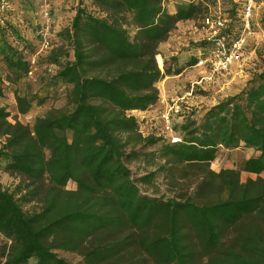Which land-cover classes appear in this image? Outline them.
Here are the masks:
<instances>
[{
	"label": "trees",
	"instance_id": "trees-1",
	"mask_svg": "<svg viewBox=\"0 0 264 264\" xmlns=\"http://www.w3.org/2000/svg\"><path fill=\"white\" fill-rule=\"evenodd\" d=\"M84 2L46 58L58 67L56 78L65 85L71 110L52 111L29 126L10 122L0 105V138L5 137L0 161L4 171L21 178L14 189L0 183V233L10 242L0 264H74L61 251L78 253L82 264H97L118 234L160 200L141 194L128 166L139 146L158 141L170 143L177 161L202 169L193 195L164 201L174 225L168 259L189 264L178 244V224L209 264H264V73L257 84L212 107L200 124L184 119L176 127L180 141L144 136L130 112L156 104V83L166 74H180L166 67L162 73L158 48L198 7L190 3L170 13L164 0H92L105 13L99 16ZM228 17L224 34L235 39L242 21ZM129 22L136 27L134 37ZM2 50L17 79L32 74L17 45L6 42ZM17 103L23 114L33 106L26 95L17 96ZM219 146L258 149L243 168L257 179L242 182L238 170H212ZM70 181L76 189L66 188Z\"/></svg>",
	"mask_w": 264,
	"mask_h": 264
},
{
	"label": "rangeland",
	"instance_id": "rangeland-1",
	"mask_svg": "<svg viewBox=\"0 0 264 264\" xmlns=\"http://www.w3.org/2000/svg\"><path fill=\"white\" fill-rule=\"evenodd\" d=\"M80 0H12V10L5 15L0 13V87L4 94L0 95V105L7 108L12 123L20 121L33 126L36 118L46 116L52 111H70L72 106L67 102L65 85L57 78L58 67L46 60L50 52L59 45L58 33L71 24ZM87 9L92 13L104 16L105 13L92 6V0H84ZM256 7L246 45L226 73L212 72L209 67H191L197 53V46L209 39L210 26L205 21L214 11L231 13L236 24L238 11L242 9L244 0H164L170 13L194 3L198 7L193 18L181 20L169 38L162 42L156 56L157 63L164 73L165 67L180 74H166L157 83L159 100L145 113L134 112L141 119V131L147 135L149 131H160V116L168 106L175 102L181 106L182 112L175 117L174 130L186 118L203 121L205 114L215 105L239 95L248 86L257 84L264 73V0H255ZM49 11L52 33V48L42 50L39 43V29L45 21V12ZM238 13V12H237ZM6 27V28H5ZM134 37L136 27L127 25ZM238 25L235 30L238 31ZM17 45L26 60L31 63L32 74L21 79L16 78L3 61L2 49L5 43ZM54 47V48H53ZM26 95L33 101L31 111H18L17 96ZM143 117L145 119H143ZM148 121V122H147ZM178 125V126H177ZM181 136V135H179ZM69 137L71 133L69 132ZM5 137L0 138V147ZM170 143L158 141L155 144L139 146L138 152L128 160L132 177L138 180L141 194L157 197L160 200L150 206L139 219L121 231L113 244L102 252L97 264H173L168 249V237L174 226L164 201L168 198L193 195L202 169L176 160ZM49 156V152H47ZM260 151L255 148L238 146L227 148L219 146L210 168L216 172L227 169L240 171L242 182L249 178L257 179L258 175L243 170L244 164ZM4 162L0 161V183L4 187L14 189L21 178L16 174L4 171ZM154 176L143 183L139 181L144 175ZM67 189L77 188L74 181L68 182ZM30 203H25L29 208ZM178 244L189 264H209L208 260L191 244L188 236L176 225ZM10 244L0 233V253ZM74 264H82L83 257L78 253L60 252ZM1 262V258H0ZM30 263H34L31 260Z\"/></svg>",
	"mask_w": 264,
	"mask_h": 264
},
{
	"label": "built area",
	"instance_id": "built-area-1",
	"mask_svg": "<svg viewBox=\"0 0 264 264\" xmlns=\"http://www.w3.org/2000/svg\"><path fill=\"white\" fill-rule=\"evenodd\" d=\"M255 0H244V4L238 17L242 21V28L237 31V38L233 39L228 34H224V31L228 27L230 19L228 14L222 13V11H214L211 15L205 18L206 23L210 26L209 39L205 47H198L195 55L196 62L191 67H209L212 72L226 73L230 70L232 62L238 57L239 51H241L246 45L247 37L250 34V29L253 21V13L256 7ZM12 10V0H0V13L5 15L7 12ZM49 11L45 12V21L41 25L40 34L42 36L41 49L47 50L51 47V25H50ZM178 103V102H177ZM176 102L171 106H168L164 113L160 116L161 118V130L160 131H149V134H156L162 136L172 142H178L181 140L178 132L174 130L175 117L180 115L182 112L181 106ZM145 113L146 110H133L130 112L131 115L136 116L134 112ZM137 118V117H136ZM143 119H145L143 117ZM138 120L139 130L141 131V119ZM148 122V121H147ZM146 136V135H144Z\"/></svg>",
	"mask_w": 264,
	"mask_h": 264
}]
</instances>
